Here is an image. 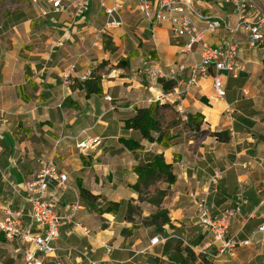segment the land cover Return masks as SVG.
<instances>
[{
    "label": "crops",
    "instance_id": "0c3cea01",
    "mask_svg": "<svg viewBox=\"0 0 264 264\" xmlns=\"http://www.w3.org/2000/svg\"><path fill=\"white\" fill-rule=\"evenodd\" d=\"M125 1L128 8L135 6L133 0ZM255 2L257 7L264 6V0ZM199 4L211 15H230L229 8L209 0ZM46 6L38 5L39 16L51 18L47 26L51 29L46 33H53V37L46 42L49 51L30 53L35 62L41 63L32 64L35 71L30 74L16 72L7 59L6 47L0 57V207L14 197L12 185H21L38 173L36 170L30 174L29 164L24 166L18 160L44 158L47 159L45 163L53 160L69 175L71 186L63 192L61 212L66 211L77 196L80 197V188L99 196L103 204L119 203L117 213L106 212L108 205L101 218L81 212L84 210L81 205L76 219L84 214L81 219L92 227L89 236L67 223L61 227L56 244L66 264H90L78 251H87L95 264H178L170 258L172 250L164 253L168 241L178 238L200 247L210 240L209 233L199 225L189 193L201 191L215 171H222L220 179L211 185L210 202L217 210L239 204L241 210L232 222V232L246 238L256 231L264 223V45L250 47L246 35H239L243 41L238 56L242 70L237 77L223 75L226 95L222 98L216 94L212 78L202 79L199 88L186 93L183 103L189 115L199 113L204 116L201 130L196 131L185 122L178 123L171 130L176 135L173 144L162 148L145 139L138 130L124 129V120L135 115V108L150 105L152 92L161 89L158 81L155 86L152 78L141 72L144 65L161 67L160 61H148L144 56L147 52L135 46L138 53L130 58V64H142L136 75L122 78L126 71L114 67L101 74L103 94L87 96L78 85L79 77L86 73L83 67L88 60L85 54H80L84 51L83 25L88 16L72 23L66 14L43 15L42 8ZM95 8H99V3ZM58 20L63 23L59 24ZM144 23L151 38L143 41L149 42L148 47L166 63L168 68H162L164 72L193 62L192 56L181 52L182 39L174 38L167 25L152 28ZM224 35L220 31L211 35V40L219 42ZM153 62L155 66H152ZM187 77L188 69H185L176 80L183 83ZM111 91L119 96L114 98ZM68 98L73 99V108L62 107ZM184 126H188L190 136L182 131ZM23 128L30 132L29 135L22 131ZM219 132L221 139L214 134ZM86 138H99L100 144L86 154L78 150V156H69L68 147L77 149L76 144ZM121 138L138 141L143 150L128 149ZM6 145L11 152L6 150ZM147 153L162 154L165 162L173 165L177 176L175 183L164 182L166 187H162L166 190V193L162 191V210L168 211L170 221L163 224L164 234L159 236L169 239L155 246H151L152 238L148 236L150 226L146 231L138 232L132 228L133 220L126 216L128 203L137 210L141 207L142 217L134 214L133 218L146 220L144 213L150 214L134 189L139 180L135 167ZM2 178L8 179V190L4 189L3 194L2 188L6 187ZM143 187L141 184V189ZM15 200L21 202L19 197ZM191 214L195 215V222L190 218ZM105 244L115 249L107 252ZM196 255V264H199L200 256ZM223 259L231 264H264V235L259 234L251 246L239 249L234 257Z\"/></svg>",
    "mask_w": 264,
    "mask_h": 264
},
{
    "label": "built area",
    "instance_id": "2783aa9c",
    "mask_svg": "<svg viewBox=\"0 0 264 264\" xmlns=\"http://www.w3.org/2000/svg\"><path fill=\"white\" fill-rule=\"evenodd\" d=\"M32 1L48 5L42 8L43 15L66 14L70 16L72 23L85 20L93 3L97 1L101 11L107 15V28H118L123 23L121 14L127 7L125 0ZM133 1L135 10L150 27L167 25L174 38L182 39L181 52L194 59L188 66L182 63L172 67L169 73L164 72L161 67H143L141 72L155 81L162 78L176 82L181 72L188 69L185 82H177L169 90H164L161 86L159 91H153L150 100L152 103L169 104L183 112L185 94L191 89L199 88L204 78L213 79L216 94L223 98L226 95L223 75L237 77L242 70L238 56L243 41L239 35H246V42L250 47L264 45V6L257 7L255 0H209L229 8L230 15L226 16H214L204 12L199 4L203 0ZM220 31L225 33L223 39L213 42L211 35H217ZM94 45L103 48L98 40H95ZM89 76L90 72H87L79 79L86 80ZM99 144V138H86L79 141L76 147L80 153L86 154L89 149ZM221 174L222 171H215L204 185L205 188L189 193L196 208L199 225L209 233L210 240L197 247L198 250L186 242L195 253L216 259L223 256L234 257L239 249L251 246L259 234L264 235L262 223L249 237H240V233L232 232L231 229L234 218L241 210L240 205L217 210L210 202L208 194L211 185L220 179ZM70 188L69 175L53 160L46 162L35 177L25 180L21 185H12L14 197L0 207V234L6 241L20 245L23 252L21 264H65L56 243L60 238L61 227L66 223L80 229L84 235H90V230L76 219V214L81 209L79 196L66 211L60 210L63 192ZM15 197H19L21 202L16 203ZM167 239L169 238L157 235L152 238L151 246ZM104 247L107 252L115 249L109 244ZM78 252L90 264H95L89 259L87 251Z\"/></svg>",
    "mask_w": 264,
    "mask_h": 264
},
{
    "label": "rangeland",
    "instance_id": "374dc122",
    "mask_svg": "<svg viewBox=\"0 0 264 264\" xmlns=\"http://www.w3.org/2000/svg\"><path fill=\"white\" fill-rule=\"evenodd\" d=\"M97 4V1L93 3L92 12L89 13L87 18L88 20L85 25H83L84 27L82 26L85 30L84 38H82L84 51H81L80 54H85L88 57L87 63L83 67V69L86 70V73L95 72L96 75L101 76V74H104L106 71L117 67L119 62L125 58L124 55H126V57L129 59V65L128 68L124 69L126 72H123L121 77L126 78L130 77L131 75L135 76L142 66V64L138 62L130 64V58L138 53V49H134L135 46H138V48L147 52V55L144 56L148 61L158 60L160 61L161 68L167 70L168 66L166 63H163L162 59L158 57L157 54H154V51L148 47L150 43L143 41L144 38H151V33L148 29H146L144 19L141 14L138 11H135L134 5L130 8L126 7L122 11L121 20L123 23L118 28H107L105 27L107 15L101 11L100 7L95 8ZM38 5L39 3H33L32 0H0V57L4 48L6 47V51L8 53L7 59L13 64L14 70L16 72L20 71L30 74L31 72L35 71L32 69V64L41 63L35 62L34 57L30 56V53L49 51V44H46V42L53 37V33H46V31L51 29V27H47L51 18L39 16ZM58 23L61 24L63 21L58 20ZM29 40L32 42H29ZM95 40H98L102 44V49L94 45ZM117 43H119V45ZM176 43L178 42L176 41ZM91 56L97 57L91 58ZM78 57L75 58V60H77ZM153 65L155 66L154 62L152 63V66ZM144 67L146 66L144 65ZM150 80L153 81L155 86H158L154 78ZM111 94L114 98L119 96L112 91ZM96 98L101 99V96H97ZM110 100H112V98ZM74 106L75 103L72 98H68L62 105L63 108H73ZM60 110H62V108ZM188 111L189 110L183 108V112H179V110H177V108L174 106H171L169 109L161 110L162 123L164 125L171 126L173 123L185 122L188 125V118L185 119V116L188 117L189 115ZM187 127L184 126L182 131L187 132V135L190 136L192 133L188 132L189 129ZM22 131L26 133L27 129L23 128ZM29 133L30 132H27L26 134L29 135ZM62 145H64V143ZM6 146V150L10 151V147H8V145ZM68 149L69 156H78V149L72 146L68 147ZM141 154L143 155L144 153ZM152 155V153L146 154L144 156V160L142 159L140 164H143L146 160L151 159ZM11 159H16V156H11ZM46 160L47 159L44 158L36 160L20 159L17 162L24 166L28 163L29 166L27 169H29L31 172L30 174H34L36 170L38 173L40 172L45 163L44 161ZM13 163L15 164L16 162L13 161ZM35 176H32V178ZM2 182L4 187H6L2 188L3 194L4 189L8 190V179L2 178ZM164 182L165 181L162 178H157L147 187L145 186L143 189L136 191L139 199L146 203L145 207L148 208L147 211L150 213L149 215L144 213L146 220H142V218H139L138 220L133 218L134 214L135 216L142 217L143 213L141 207L137 210L132 208L131 203H128V208H126L127 218L133 220L132 228H136L138 229V232H142L144 230L146 231V227L150 226V229L148 230V236L150 239L157 235L164 234V229L162 226L164 223L170 221L168 211L162 210V198H164L162 197V191L163 193H166V190H162V187H166L164 186ZM6 194H8V191H6ZM99 198V196L94 195L90 191L87 197H84L80 194L81 205L84 206V210L81 212L85 211L87 214L89 213L93 215L94 218H101L102 211H104L105 207L111 203L107 202L103 204L101 201H99ZM82 216H84V214L79 216L78 221L81 222L84 227H87V229H92V227L87 222H83L81 219ZM190 216V218L195 222V215L191 214ZM122 217L123 216H121V219ZM111 218L109 221H112ZM128 231L129 229L126 231V233ZM174 239L180 240L178 238ZM180 241H182L184 247H188L186 244L187 240ZM199 256V263H201L202 260H205L206 264H231L230 262H225L223 259L230 256H223L219 259L203 254H199ZM233 261L234 260L231 262ZM22 262L23 252L20 250V245L16 242L11 243L6 241L0 234V264H21ZM64 263L66 264L65 261Z\"/></svg>",
    "mask_w": 264,
    "mask_h": 264
},
{
    "label": "trees",
    "instance_id": "16d2710c",
    "mask_svg": "<svg viewBox=\"0 0 264 264\" xmlns=\"http://www.w3.org/2000/svg\"><path fill=\"white\" fill-rule=\"evenodd\" d=\"M128 65L129 59L127 57L119 62L117 68L125 69L128 68ZM158 83L164 90L172 89L177 85V82L172 79L165 80L160 78L158 79ZM78 86L80 89L86 91L87 96L103 94L102 78L100 75H96L95 72H91L89 78L86 80H79ZM171 106L169 104L153 102L145 107H136L135 115L124 120V129L138 130L148 141L156 142L162 148H169L176 137L171 130L178 123H173L171 126L164 125L162 123L161 110L169 109ZM203 122L204 116L199 113L188 116V125L196 131L201 130ZM214 134L221 139V132ZM120 141L130 150H143L142 144L134 139L121 138ZM174 159L177 160V155L174 156ZM135 171L139 176L138 182L134 185L137 191L141 189V184L147 187L157 178H162L170 184L175 183L177 179V176L173 172V165L166 163L162 154L152 155L151 159L137 165ZM80 194L87 197L89 191L85 188H80ZM118 207L119 203L113 202L106 209V212L115 214L118 211ZM170 250H172L170 255L171 260L178 264H196L198 260L196 253L190 247H184L180 240L168 241L165 244L164 253L168 254ZM199 264H206L205 260H202Z\"/></svg>",
    "mask_w": 264,
    "mask_h": 264
}]
</instances>
